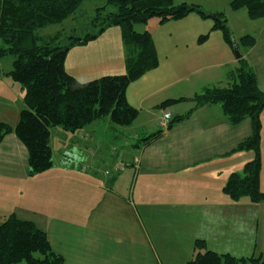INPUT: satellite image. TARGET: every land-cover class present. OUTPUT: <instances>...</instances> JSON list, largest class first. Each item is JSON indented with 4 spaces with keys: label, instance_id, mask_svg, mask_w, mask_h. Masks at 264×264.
<instances>
[{
    "label": "crops",
    "instance_id": "obj_1",
    "mask_svg": "<svg viewBox=\"0 0 264 264\" xmlns=\"http://www.w3.org/2000/svg\"><path fill=\"white\" fill-rule=\"evenodd\" d=\"M196 23L202 33L204 25ZM114 32L72 45L66 71L81 82H87L90 71L126 73L123 35L114 36L116 45L108 40ZM254 37L253 45L240 49L264 92V25ZM225 52L217 53L224 59ZM223 65L185 78L173 70L158 71L159 66L146 72L127 89L128 102L146 119L129 127L102 118L76 131L53 128V165L35 175H30L28 149L14 131L24 97L16 118L15 107L1 102L0 122L12 132L0 142V223L11 215L33 221L63 264H186L207 250L264 260V201L233 199L224 191L231 174H242L254 159L251 151L237 150L251 135L252 122L234 125L221 105L196 107L191 100L225 79ZM1 71V88L13 94L22 89ZM181 98L188 100L161 106ZM165 111L172 119L191 114L163 130ZM119 164L122 168L114 172ZM260 187L264 192V163ZM197 240L204 248L195 247Z\"/></svg>",
    "mask_w": 264,
    "mask_h": 264
},
{
    "label": "trees",
    "instance_id": "obj_2",
    "mask_svg": "<svg viewBox=\"0 0 264 264\" xmlns=\"http://www.w3.org/2000/svg\"><path fill=\"white\" fill-rule=\"evenodd\" d=\"M86 0H0V58L15 56L13 70L7 75L21 83L25 90L24 107L14 128L29 153L30 175L42 173L53 165L51 130L62 127L76 131L92 122L109 118L117 126H130L139 110L127 99L128 86L146 72L159 66V59L149 32L137 33L134 24L147 23L157 17L160 22L179 20L192 12L205 17L198 5L186 2L176 5V0H107L117 7L116 12L105 13L97 9L92 19L99 27L81 42L62 45L59 36L42 37L39 29L60 23L76 13ZM235 9L245 8L251 20L264 19V0H233ZM212 30L222 31L226 42L233 45L223 12L214 18ZM94 25V26H95ZM121 26L127 48L126 73L105 75L81 82L65 69L69 47L97 39L106 29ZM209 35H202L200 42ZM256 42L252 35L240 39V45L251 46ZM234 47V45H233ZM237 72H231L229 87L205 88L191 98L195 106L219 104L228 120L236 125L246 119L252 122V133L237 150L254 152V159L246 163L242 174L233 173L224 191L233 199L249 197L251 201H264L260 187L261 163V113L264 111V92L260 90L256 74L248 62L239 60ZM188 99L168 100L162 107ZM173 118L167 129L190 116ZM12 132V127L0 122V142ZM162 130L151 137H157ZM150 137V138H151ZM196 248H204V241L197 240ZM38 253L41 257H36ZM250 261L264 264L262 258H236L207 250L197 254L186 264H239ZM0 264H63L61 256L51 248L44 230L33 221L15 215L0 223Z\"/></svg>",
    "mask_w": 264,
    "mask_h": 264
},
{
    "label": "rangeland",
    "instance_id": "obj_3",
    "mask_svg": "<svg viewBox=\"0 0 264 264\" xmlns=\"http://www.w3.org/2000/svg\"><path fill=\"white\" fill-rule=\"evenodd\" d=\"M232 1L233 0H176V5L182 4L184 2L198 5L201 11L204 12L205 17L202 16L203 14L201 15L198 12H192L187 16V18L185 17L183 19L167 21L163 23L160 22L159 18L153 17L146 24H134V31L137 33L149 32L151 34L159 63H161L158 71L163 70L165 73H169L173 70L176 72V74L183 73L185 78L197 71L200 73V70L202 71L203 75H208V73L212 70L211 68L216 64L221 63V65H223L225 63L221 69L226 72L227 76L225 79H222L219 81V83H216V85H212L211 87H229L230 82H232L229 76L231 72L236 73L238 71L237 68L239 67V63L237 62H227L230 58H236L233 47L234 42H237V45L240 49V36L243 34L255 36L262 32L264 25V19H249L245 8H233L231 6ZM101 7H104L103 12L105 13L117 11V7L113 4H108L107 0H86L74 15L60 23L45 26L39 29L37 33L42 37L59 36L62 40L61 44L68 45L70 42H72L71 38H83L87 34L96 33L99 30L98 26L95 24V26L93 25L92 19L95 17L97 9ZM221 12L225 14V17L228 20L227 27L230 30L231 36L233 37V45L226 42L222 31L211 30L214 26V18L218 13ZM195 21L201 23V26L204 25V30L202 33H199L198 29L201 27ZM110 29L115 32L112 34V36H109L108 40L111 42L113 41L116 45V34H122V27L115 26L106 29L101 34L103 35L104 39L107 35H109L108 33ZM207 34L209 35L207 41L204 43H199V38L202 35ZM71 47L72 46L69 48ZM215 49L221 52L226 51L227 54L225 58H220V55L217 53L218 51H215ZM117 53H120V51L118 52L115 50L116 57ZM195 60L196 62H194ZM14 61L15 56L13 55H6L0 58V71L3 70L1 73L4 72L5 74H8L11 72V70H13ZM82 70L86 69H81L80 71L83 72ZM90 73L92 75L87 77V81H91L95 78L98 79L103 76L95 75L98 74V71H90ZM149 75L153 77L155 74ZM16 85L22 89L15 90L14 94L8 91L6 88L0 87V103H10L9 105L11 110L14 106L15 109L13 111L15 112V118L17 108H21L23 105L25 91L21 83L16 82ZM139 114L136 120L130 126H133L136 123H141L144 119H146V113L139 111ZM10 120H12V117ZM261 123L262 130L260 152L261 163H264V111L261 113ZM251 152L254 154L253 151ZM35 256L38 258L41 257V255L38 253H36Z\"/></svg>",
    "mask_w": 264,
    "mask_h": 264
},
{
    "label": "built area",
    "instance_id": "obj_4",
    "mask_svg": "<svg viewBox=\"0 0 264 264\" xmlns=\"http://www.w3.org/2000/svg\"><path fill=\"white\" fill-rule=\"evenodd\" d=\"M171 120H172V114H171L170 112H168V111H165V112L163 113V117H162V119H161V121H160V127H161L163 130H164V129H167ZM121 168H122V164L117 165V166L115 167V169H114V172L120 170ZM105 173H106V174H112L111 171H106Z\"/></svg>",
    "mask_w": 264,
    "mask_h": 264
},
{
    "label": "water",
    "instance_id": "obj_5",
    "mask_svg": "<svg viewBox=\"0 0 264 264\" xmlns=\"http://www.w3.org/2000/svg\"><path fill=\"white\" fill-rule=\"evenodd\" d=\"M76 41L77 42H81L82 38H78V39H76ZM234 53H235V55H236V57L238 59H242L243 58V55H242V53H241V51L239 49V46L237 45V42H234Z\"/></svg>",
    "mask_w": 264,
    "mask_h": 264
}]
</instances>
